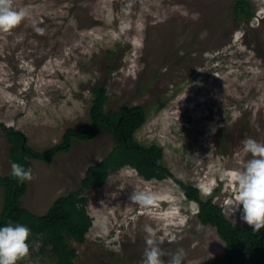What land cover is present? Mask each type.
<instances>
[{"label": "rangeland", "instance_id": "rangeland-1", "mask_svg": "<svg viewBox=\"0 0 264 264\" xmlns=\"http://www.w3.org/2000/svg\"><path fill=\"white\" fill-rule=\"evenodd\" d=\"M233 1L13 0L14 9L31 14L0 32V123L45 149L66 127L89 120L90 87L101 83L109 96L105 109L143 105L147 119L137 138L161 144L172 173L241 225L242 209L231 215L228 200L238 194L234 173L252 158L242 141L264 143V0H251L254 16L242 22L233 18ZM34 22L44 35L33 30ZM112 144L100 130L51 161L32 159L34 179L27 181L23 205L44 213ZM11 163L0 128V175ZM133 192L152 193L155 203L135 204ZM2 194L0 187V209ZM85 194L92 225L85 242L70 241L75 264H141L146 225L164 240L165 251L184 249V264L225 251L215 227L199 220L197 202L172 178L146 179L124 166ZM38 249L36 241L17 264L55 263Z\"/></svg>", "mask_w": 264, "mask_h": 264}, {"label": "trees", "instance_id": "trees-1", "mask_svg": "<svg viewBox=\"0 0 264 264\" xmlns=\"http://www.w3.org/2000/svg\"><path fill=\"white\" fill-rule=\"evenodd\" d=\"M254 10L251 0H234L232 3L236 22L250 21ZM90 90L89 120L66 127L61 140L45 149H34L22 130L0 123L9 143L10 161L20 163L25 169L30 168L32 159L51 161L56 154L68 152L74 142L93 139L100 130L108 133L113 141L111 148L99 160L87 166L78 186L57 196L44 213H35L23 205L27 181L19 183L13 179L11 169L0 175L3 190L0 227L9 222L24 224L31 230L27 240L29 249L37 241L40 252L47 251L54 256V264H75L78 253L70 241L85 242L92 225L85 190L103 186L111 172L131 166L146 179L172 178L186 198L197 202L199 220L215 227L225 242V251L197 264H264V228L253 233L246 223L235 225L211 196L203 197L196 185L172 173L165 163L161 144L145 143L137 138L138 128L147 119L146 108L138 104H121L116 110H106L109 96L105 86L97 83Z\"/></svg>", "mask_w": 264, "mask_h": 264}, {"label": "clouds", "instance_id": "clouds-1", "mask_svg": "<svg viewBox=\"0 0 264 264\" xmlns=\"http://www.w3.org/2000/svg\"><path fill=\"white\" fill-rule=\"evenodd\" d=\"M30 14L28 9H14L13 0H0V32H10ZM32 27L38 35H44L45 29L35 22ZM242 143L243 151L252 158L247 160L242 171L234 173L238 194L235 200H228V206L231 215L242 209L240 219L256 233L264 228V143L252 138H246ZM10 169L12 178L19 183L34 179L31 169H25L20 163L12 162ZM155 199L154 194L145 192H133L129 196L131 202L144 207L153 205ZM144 231L146 239L141 264H184L186 253L183 248L167 252L162 247L164 240L158 237L153 227L146 225ZM30 232L26 225L19 223L9 222L0 227V264H17L29 256L27 240ZM103 232L106 235L108 228L104 227ZM164 257L169 259L165 261Z\"/></svg>", "mask_w": 264, "mask_h": 264}]
</instances>
